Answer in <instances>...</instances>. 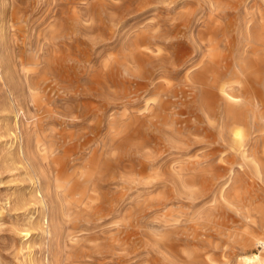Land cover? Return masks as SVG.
Listing matches in <instances>:
<instances>
[{"label":"rangeland","instance_id":"374dc122","mask_svg":"<svg viewBox=\"0 0 264 264\" xmlns=\"http://www.w3.org/2000/svg\"><path fill=\"white\" fill-rule=\"evenodd\" d=\"M263 30L264 0H0V264L262 252L264 127L231 131Z\"/></svg>","mask_w":264,"mask_h":264},{"label":"bare ground","instance_id":"6f19581e","mask_svg":"<svg viewBox=\"0 0 264 264\" xmlns=\"http://www.w3.org/2000/svg\"><path fill=\"white\" fill-rule=\"evenodd\" d=\"M247 28V27H246ZM249 35V34H248ZM247 35V36H248ZM252 35V34H251ZM252 42L255 44V48H256V46L258 47H264V30L263 31H261V32H259V33H257L256 35H254L253 37H252ZM253 44V45H254ZM255 48H254V50H255ZM146 55V54H145ZM243 61V60H242ZM260 60L258 59V64H257V66H256V64L254 63L253 65H254V67H253V70L251 71L252 72V74L253 75H255V76H258V75H263L264 76V64H259V63H261L262 61H260ZM255 62V61H254ZM244 62H241V68H243L242 69V72L244 73V72H249L247 69H245V65L243 64ZM264 63V62H263ZM210 65V64H209ZM212 66V65H211ZM207 67V66H206ZM251 67V66H250ZM208 70V69H207ZM210 72V71H209ZM212 72H213V70H212ZM236 73V72H235ZM241 73V72H240ZM215 74V73H214ZM208 75V74H207ZM244 75V74H243ZM247 75V74H246ZM209 76H211V75H209ZM245 77V76H244ZM202 79V78H201ZM214 79H216V78H214ZM218 80V79H217ZM202 82H204V81H202ZM247 82V81H246ZM214 83V82H213ZM203 84V83H202ZM205 84V83H204ZM196 85V84H195ZM206 85V84H205ZM197 86V85H196ZM214 86H217V83L216 84H214ZM197 88H198V86H197ZM204 88V87H203ZM202 88V89H203ZM224 86H223V84L222 85H219L218 86V92L220 93L219 94V96H218V100L219 101H222L223 103H225L226 105H228V106H233L234 105V103L236 102V101H234L235 99H233L232 97H231V94L229 95L227 92H225V90H224ZM10 89V88H9ZM209 89V88H208ZM211 89V88H210ZM166 89H165V87L163 86V87H161L160 89H159V94H161V95H163V94H165L166 93ZM202 91V90H201ZM211 91V90H210ZM205 92V91H204ZM11 93V92H10ZM202 94V93H201ZM205 94V93H204ZM209 94V93H208ZM207 94V95H208ZM213 94V93H212ZM233 94V93H232ZM11 95V94H10ZM206 95V94H205ZM264 96V95H263ZM256 97V96H255ZM252 98V97H251ZM236 100H238V99H236ZM251 100V99H250ZM216 102V97H212V96H205L204 98H203V100H202V102H201V107H200V109H203V112H204V110H206V108H207V106H208V102ZM245 103V102H244ZM247 103H249V102H247ZM247 105V104H246ZM250 105H251V112H250V114L249 115H247V116H245L244 117V119H242V116L241 117H239V118H241L243 121H242V124H243V128H241V126H239L238 124H240L239 122H240V119L239 118H237V117H235V119H234V121L235 122H237V123H234V124H237V125H235V128L231 131V139H232V144L235 146V147H237V146H240L241 145V142H242V136L244 135V133H245V131H256L258 128H263L264 126H263V121H264V98L262 97V98H255V100H252V102H250ZM245 106V105H244ZM206 107V108H205ZM234 107V106H233ZM235 107H236V105H235ZM246 107H248V106H246ZM231 108V107H230ZM239 108H240V106H239ZM245 108V107H244ZM232 110V109H231ZM235 111V110H234ZM243 111H244V109H243ZM245 112V111H244ZM249 112V111H248ZM206 113V111L203 113V114H205ZM229 114H230V112H228ZM237 113H239V112H237ZM243 113V112H242ZM232 114V113H231ZM246 114V113H245ZM237 115V114H236ZM234 118V117H233ZM229 120H231V119H229ZM205 121V120H204ZM233 123V122H232ZM234 126V125H233ZM263 130V129H262ZM261 130V131H262ZM9 132V131H8ZM10 133V132H9ZM251 134H252V132H251ZM246 136H247V133H246ZM246 142V141H245ZM243 143H244V140H243ZM19 146V145H18ZM262 149V148H261ZM264 151V150H263ZM262 151V152H263ZM22 153V152H21ZM264 153V152H263ZM254 158V157H253ZM260 158V157H259ZM261 159L263 160V162H259L258 160H256V159H254L253 160V162H250V163H252L253 164V167L255 168V171L257 172V173H261V171H263L264 172V155L261 157ZM251 161V160H250ZM260 163V164H259ZM262 164V165H261ZM264 174V173H263ZM224 185V184H223ZM38 190V189H37ZM37 194H40V192H38ZM37 197H38V195H37ZM36 197V198H37ZM39 197H42V196H39ZM223 197V196H222ZM32 198V197H31ZM46 198V197H45ZM38 199V198H37ZM41 200V199H40ZM46 200H47V198H46ZM19 202V201H18ZM33 202V201H32ZM38 202H40V201H38ZM36 203H37V201H36ZM21 204H22V202H21ZM33 204H34V202H33ZM47 204V203H46ZM19 205H20V203H19ZM37 205H39V204H37ZM26 206V205H25ZM46 206H48V205H46ZM23 207V206H22ZM38 207V206H37ZM39 208H40V206H39ZM42 208V207H41ZM45 208V207H44ZM41 215H43V214H41ZM47 215V214H46ZM48 217V216H47ZM42 218H43V216H42ZM41 218V219H42ZM48 222V218L46 219V222L45 223H47ZM48 224V223H47ZM46 224V225H47ZM255 245H260L261 247H262V252H260V253H258V254H253V255H251V256H243V257H241V258H239V262H241V263H244V264H264V240L262 241H260V240H257L256 242H255Z\"/></svg>","mask_w":264,"mask_h":264}]
</instances>
